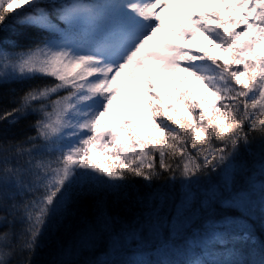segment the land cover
Here are the masks:
<instances>
[{
    "label": "snow or ice",
    "instance_id": "1",
    "mask_svg": "<svg viewBox=\"0 0 264 264\" xmlns=\"http://www.w3.org/2000/svg\"><path fill=\"white\" fill-rule=\"evenodd\" d=\"M11 84L0 264H264V0H0Z\"/></svg>",
    "mask_w": 264,
    "mask_h": 264
},
{
    "label": "trees",
    "instance_id": "2",
    "mask_svg": "<svg viewBox=\"0 0 264 264\" xmlns=\"http://www.w3.org/2000/svg\"><path fill=\"white\" fill-rule=\"evenodd\" d=\"M17 87H18V85H16V84H11V85L5 86V88L3 89V91L5 93V97H4L3 101L0 102V105H2L4 107H8V108H11L13 106L11 103H9V98H8L7 93H8L9 88H17ZM35 118L36 117H34V116L29 117L27 120L20 121V123L15 125V126H9L7 124H3V125H0V128L4 129L6 131V134L8 135L9 138H11V137L22 138L25 134H30V135L34 134V130L29 127V124L31 121H34ZM255 147H256V150L258 152L259 146L256 145ZM90 212H91V206L90 205H86L84 208L81 209V215L89 214ZM78 224H79V218H77L74 221H70L69 222V230L68 231H62L59 234L60 239H62L64 241H70L71 237H72V231L78 226ZM18 227H19V225H18ZM88 258L89 257L79 256V255L74 257V259H78V260H86ZM101 258H103V257H101ZM43 259L44 260H55V259H57V256L55 255V253L53 251L51 255L46 253L43 256Z\"/></svg>",
    "mask_w": 264,
    "mask_h": 264
},
{
    "label": "rangeland",
    "instance_id": "3",
    "mask_svg": "<svg viewBox=\"0 0 264 264\" xmlns=\"http://www.w3.org/2000/svg\"><path fill=\"white\" fill-rule=\"evenodd\" d=\"M187 10V11H186ZM200 10V7L196 4H187L184 8L183 11L188 12V11H192V12H198ZM161 35L162 34H158L156 40L153 43H158L159 40L161 39ZM160 38V39H159ZM181 111H185L183 105H181Z\"/></svg>",
    "mask_w": 264,
    "mask_h": 264
}]
</instances>
